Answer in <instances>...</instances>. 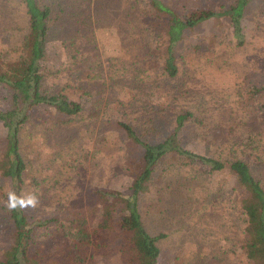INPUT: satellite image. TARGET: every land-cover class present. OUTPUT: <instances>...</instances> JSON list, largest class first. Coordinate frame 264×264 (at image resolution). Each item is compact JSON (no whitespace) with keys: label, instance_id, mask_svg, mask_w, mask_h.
<instances>
[{"label":"trees","instance_id":"1","mask_svg":"<svg viewBox=\"0 0 264 264\" xmlns=\"http://www.w3.org/2000/svg\"><path fill=\"white\" fill-rule=\"evenodd\" d=\"M92 1L7 0L4 8L11 46L7 56L0 51V122L4 126V136L0 139V235L6 242L0 247V264H90L93 250L105 254L116 249L127 256L129 264H157L161 255L159 241L164 234L149 232L140 201L158 176L159 166L170 157L178 162L190 161L182 163L179 170L188 171L191 163H200L234 178L229 190L235 192L237 199L233 207L236 214L233 239L246 261L264 264V125L251 120L259 108L248 115H236L240 127L230 128L234 135L224 137L217 144L216 154L207 156L185 149L182 143L184 130L194 117L191 111L176 116L172 133L165 141L151 144L131 124L119 118L122 110L128 112V106L114 98L105 99L106 91L115 85L101 74L87 72L98 85L86 91L96 98L89 107L70 97L69 83L56 88L49 85L48 77L59 71L49 64L46 47L54 28L67 32L63 40L68 55L66 69L79 68L83 57H94L92 62H97ZM251 1L233 0L226 9L203 7L188 10L184 15L168 0H95L94 10L98 9L99 15L107 5L118 8L124 3L126 13L138 23L130 32L142 26L143 46L150 54L145 58L152 56L154 60L155 55L160 62V74L154 70V78L148 74L145 78H140V74L134 76L141 93H145L147 87L171 84V79L179 76L178 46L187 30L212 17L227 16L240 31ZM154 41L155 46L161 47L158 54ZM145 68L149 72L154 63ZM141 103L134 110L140 111L138 123L148 131L153 116L146 103L141 110ZM106 117L116 129L140 145L143 154L135 162L138 173L127 190L97 191L96 201L86 203L81 191L68 184L74 172L69 156L42 151L34 156L28 154L25 146L30 139L28 125L36 126L33 129L37 134L47 135L57 127H75L81 119L105 123L109 121L104 120ZM92 124L88 126L93 131ZM73 137L69 138L67 148L79 158L84 148ZM27 173H31L29 179ZM24 197L34 200L36 214L19 206ZM46 210L49 212L42 214Z\"/></svg>","mask_w":264,"mask_h":264},{"label":"rangeland","instance_id":"2","mask_svg":"<svg viewBox=\"0 0 264 264\" xmlns=\"http://www.w3.org/2000/svg\"><path fill=\"white\" fill-rule=\"evenodd\" d=\"M168 1L184 15L196 8L226 9L233 0ZM6 4L7 0H0V51L5 56L11 46L4 10ZM91 6L97 62H92L94 57H83L79 68L66 69L68 55L63 40L67 32L54 28L46 44L49 64L59 69L48 77L51 87L69 83L70 97L89 107L96 98L86 91L93 86L96 89L98 85L87 72L101 74L115 85L106 91L105 99L114 98L128 106V112L122 110L119 118L131 124L138 135L151 144L165 141L172 133L176 116L191 111L194 117L184 130L182 143L185 149L201 155H215L217 144L223 142L224 137L234 135L230 128L240 127L236 115H248L249 111L253 113L259 108L251 120L264 125V0L250 2L240 31L227 16L212 17L187 30L178 46L179 76L171 79V84L165 82L159 87H147L145 93H141L134 76L140 74V78H145L148 74L154 78V70L160 74V62L155 55L154 60L152 56L145 58L150 54L143 46L142 26L130 32L138 23L126 13L124 3L118 8L114 4L107 5L99 15L98 9L94 10L95 0ZM153 43L158 54L160 44L155 46L157 42ZM152 63L154 68L145 71V66ZM131 102L135 105L131 106ZM140 102L141 110L146 103L152 112L148 131L138 123L140 111L134 110ZM104 120L108 121L109 117ZM86 121L89 122L77 121L75 127H57L47 135L37 134L33 129L36 126L29 124L30 139L25 146L30 156L40 151L69 156L74 172L68 178V184L81 191L87 203L96 201L97 191L127 190L135 182L138 173L135 162L143 154V148L116 129L112 120L105 123ZM91 122L93 131L88 126ZM3 136L4 126L0 122V139ZM72 136L80 140L84 148L83 155L78 154L79 158L67 148ZM168 159L159 166L158 176L140 201L142 218L149 232L164 234L159 241L161 255L157 264H254L246 261L233 239L236 223L233 207L237 199L235 192L229 190L234 178L225 177L200 163H191L188 171L179 170L182 163L190 161ZM66 174L67 170L64 171ZM27 175L29 179L31 173ZM28 198L20 199L19 206L34 215L36 204ZM48 212L42 211V214ZM3 245H6L5 238L0 235V247ZM92 252L94 257L90 264H129L127 256L118 249L105 254L99 250Z\"/></svg>","mask_w":264,"mask_h":264}]
</instances>
